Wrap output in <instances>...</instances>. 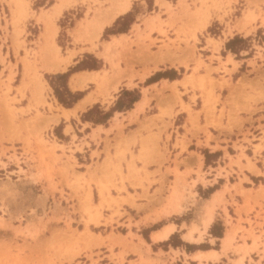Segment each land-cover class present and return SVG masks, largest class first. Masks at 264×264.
<instances>
[{"label":"rangeland","instance_id":"rangeland-1","mask_svg":"<svg viewBox=\"0 0 264 264\" xmlns=\"http://www.w3.org/2000/svg\"><path fill=\"white\" fill-rule=\"evenodd\" d=\"M113 1L0 0V264H75L72 258L82 250L84 256L79 259H88L91 264H95L101 256L102 245L108 246L109 257L115 263L123 264L126 250L121 241L125 236L113 231L124 232V228L113 225L125 213L122 203L135 205L133 195L127 192L123 182L134 177L137 180L131 181V185L145 189L143 180L148 173L146 167L149 162L158 165L157 171L163 165L162 160L166 162L163 167L165 175L161 174L160 182L165 185L164 193H167L172 182L168 180V176L178 181L184 194L183 198L179 197L183 205L182 211L193 202L195 194L191 190L196 179L207 185L204 190L199 186L195 187L201 196L207 194L209 187L218 186L221 182L220 178L217 182L206 180V173L201 172L200 168L195 172L196 179L187 177L193 171L189 161L185 158L179 159L180 154H175L170 159V152L165 144L166 158L163 152H158L157 143L153 144L150 152H144L141 133L138 130L129 134L123 133L124 125L116 116L117 135L121 139L130 134L138 135L141 141L138 154L135 155L133 150L126 148L118 157L117 148L114 154L116 161L113 163L112 156L106 149V156L101 164L96 162L94 168L87 166L84 173L74 171V151L82 150V145L86 142L83 140L80 145L73 142L66 146L61 144L60 140L65 138L61 132L63 122L54 125L50 121V117L62 116L64 108L57 104L51 86L53 84L60 87L64 80L60 79L63 74L53 73L55 71L67 72L78 65L85 67V71H98L109 82L114 78L120 79L115 90L106 91L104 88L99 92L94 82H85L79 88L81 90H77H90L88 93L96 95L95 101L99 102L88 106L93 105L92 118L101 120L99 106H107L109 114L114 106L127 105L130 102L132 92L125 91V88L137 86L133 82L135 76L142 80V75L148 74L149 70L151 74L163 67L176 68V75L182 77L177 84L181 89L176 87V83L163 82L159 88L153 86L160 93L158 109L162 111L169 104L168 111L161 114L169 118L175 117L177 112L173 108L178 106L186 111L187 121L191 126L204 129L199 132L205 134L206 145H209L208 140L225 144L226 163L220 161L222 165L218 166L217 175L226 176L234 168L241 174L243 170L259 172L255 157L259 158L264 150V124H260L264 122V116L260 115L264 114V108H261L264 105V0H144L143 13L132 23L129 34H122L114 39L111 36L110 40H106L109 36L102 33L107 27L105 26L100 35L94 37L90 26L100 19V15L109 9ZM245 14L251 15L247 21L243 19ZM204 18L206 26L201 27L200 22ZM131 19V15L126 16L119 21L117 28L125 30ZM242 22L245 23L243 27ZM48 25H51V32L48 31L50 29L47 30ZM235 31L241 34H234ZM229 40L230 47H226ZM223 43L227 50L236 53L233 56L235 59L248 58L247 62L243 61L239 71L234 73L233 79L230 75L236 62L228 56L226 61L232 63V68L226 66L219 53ZM53 48L56 49L55 52ZM239 50L246 52L242 55L238 53ZM221 52L224 55L225 51ZM163 55L176 57L180 63L177 66L159 64L156 69H152V59ZM76 56H82V60L72 66ZM54 63L58 64V70L53 69ZM128 80L131 81L129 84ZM167 89L170 94L164 95ZM141 90L148 93L144 88ZM121 92L123 93L117 100L115 96ZM147 104L148 100L145 105ZM224 104L227 108L225 124L222 123ZM255 106L261 107L252 115L259 112V117L254 119L251 115L249 120L243 122L239 117L246 115L243 108L251 113L257 109ZM197 108L199 110H193ZM76 113L71 115L76 117ZM200 113L204 117L203 126L199 125ZM134 120L140 123L136 113ZM181 120V115L175 117V122L179 123ZM207 126L218 131L225 130L224 134L213 129L216 135H212ZM259 130L261 132L258 133ZM63 131L68 133L72 131V127L68 125ZM198 133L197 143L202 145ZM257 133L259 136L255 137ZM219 136H222V141ZM177 137L178 133L175 141H179ZM72 138H75L73 132ZM155 138L159 140V134ZM228 143L231 146H227ZM243 144H248L250 148L245 149ZM176 145L177 142L173 147ZM199 145L198 148L205 157V167L211 171L209 165L213 160H218L222 152H209L208 148H201ZM125 152H128L129 160H126ZM204 152H207L206 156ZM155 155L159 158L153 159ZM192 155L198 156L195 152ZM133 159L139 161L141 166L136 167ZM121 162L126 164L127 174L123 173ZM215 164L218 165L217 162ZM180 166L184 169L189 167V172H180ZM108 167L111 170L107 175L94 179L96 169L104 170ZM31 169L35 173L29 172ZM86 173L89 174L88 178L85 177ZM20 176L22 180L19 179ZM210 176L207 174V177ZM243 179L246 177L243 176ZM252 179L259 182L258 179L264 180V177L253 176ZM30 181H45L51 192L58 193L60 201L54 198L55 201L51 202L53 198H50L47 207L28 208L33 198H37L38 193L42 192V189L38 190L41 184L36 186L35 182ZM117 183L121 186L118 187ZM92 184L97 188L95 197ZM121 190L132 199L126 200L127 198L122 197ZM54 204L60 211V214L54 213L57 214L55 216V210L50 209ZM181 209L177 203L176 210ZM133 212L131 214L135 216ZM132 215L127 214L128 222ZM91 217L94 219L91 220ZM177 240L175 237L174 241ZM115 243L121 245V251L117 254L119 261L113 253ZM252 247H256L255 242ZM141 262L144 264L142 260ZM135 263L138 262H128Z\"/></svg>","mask_w":264,"mask_h":264},{"label":"crops","instance_id":"crops-1","mask_svg":"<svg viewBox=\"0 0 264 264\" xmlns=\"http://www.w3.org/2000/svg\"><path fill=\"white\" fill-rule=\"evenodd\" d=\"M142 1L144 0H130L129 9L117 17L118 21L116 22L117 18H115L111 23L106 25L107 27H103L104 30L102 33H104L107 28H110L111 31H115L107 33L109 38L106 40H110L111 36L116 37L122 34L126 35L130 33L132 30V23H134L136 19L138 20V15H142L143 13L144 5ZM126 14L132 16V21L129 20V24L124 31L123 29H118L117 26L120 24L119 21L123 20V16ZM237 33L241 34V32L238 31L234 32V34ZM132 35L133 34L130 36L133 37ZM226 40H228V38ZM222 50L225 51L224 55H222ZM245 52V50H239L238 53L243 55ZM219 53L228 68H232V63L226 61L228 56L236 62V66L230 75L231 79H233L234 73L239 71V67L243 61L245 60V62H247L248 59L242 57L240 59H235L233 56L236 55V53L231 50H227L226 47H224V43L221 45ZM80 60H82V56H76L71 65L73 66L74 64L79 63ZM67 69L68 67L66 70ZM84 71L85 69H73L69 72L66 79V86L70 91L75 92L77 90H81L79 89L80 87L72 89L70 87V79ZM64 72L65 71L59 70L53 73L63 74ZM157 72L160 74L157 77H154ZM164 72L165 75L163 74ZM176 73V68L163 67L149 75L145 74V77H143L142 80L138 76H135L133 78V82L137 86L131 89L125 88V91L128 90V92H132L130 102L127 105L119 104L117 107L114 106L115 102H113L112 105L114 107L111 109L109 114L107 113V106H99L101 120H95L92 118L91 114L93 113V105L87 106L84 111H77L76 117L70 115L68 119H65V117L60 116L58 122L54 125H57L59 122H63L61 132H63L65 138L60 140L62 141L61 144L66 146L73 142V144L80 145L82 141L85 140L86 144L82 145V150H75L73 156L76 159V165L73 170L81 173L86 172V167L89 165L94 168V164L96 162L101 164L102 160L106 156V149H108L110 155L112 156L111 161L113 163L116 161L114 154L116 153L117 148L118 157H120V153L125 151L126 148L133 150V154L137 155V151L139 150L141 143L138 135L130 134L121 139L117 135L116 124L118 122L115 120L116 116L117 120L121 121L124 125L123 133L129 134L131 131L136 130H138V133H141V136L143 137L142 144L144 152H150L153 144L157 143L158 152H163V156L166 158L167 153L165 154L164 147L167 145V149L170 152V159L173 158V155L180 154L179 159L185 158L189 161V166L191 165L193 171L190 172L187 177L189 176L191 179H196L197 176L195 172L198 168H200L201 172L206 173V180H214L213 182H217L218 178L221 179L218 186L212 192L207 194V196H201L198 189H195V187L198 186L202 190L207 188V185L202 183L200 179H196L195 185L191 190V193L195 194L193 196V202H190V205H188L184 211H182V201H179V197L183 198L184 194L178 186V181L173 180L174 178L168 176V180L172 182L170 183L169 188H167L168 192L164 193L165 185H161L160 182V179H162L161 174L165 175L163 167L166 166V162L164 160H162L163 165L159 166V171H157L158 165L155 162H149L147 164L146 170L148 173L146 174V178L143 180V186L145 189L140 186L133 187L131 185L130 182L134 180L136 181V178L129 177L128 179H125L123 186L130 195H133L132 198L134 199L133 203L135 205H130L127 202L122 203L121 207L124 209L125 213L123 212L124 214L122 213L123 215H120V217L116 219L117 221H114L115 223L113 225V227L119 226L124 228V232H119L118 230L113 231L115 234L121 233V236H125V239L121 241L123 246H125L124 250H126V253L123 255V264H128L129 261L138 262L135 264H143L141 260L144 264H236L239 260H241L242 264H264V180L258 179L259 182H254L252 179L253 176L257 178L261 176L264 177V150L261 151L259 158L255 157L256 165L259 168L258 173L243 170V174H241L238 169L234 168L233 172H230L226 176L223 174L217 175V168L222 165L220 161L222 160L226 163L225 144L220 142L214 143V141L208 140L209 145H206L204 143L206 139L205 134L199 132L200 130L204 131V129H198L197 127L191 126V123L187 121L188 117L186 111L179 109L178 106H175L173 111L177 112L175 117L178 115L183 117V120L179 123L175 122V117L171 116L169 118L161 114L162 112L168 111L167 107L169 104L165 106L162 111L158 109L157 103L158 98H160V93L158 94L153 86L159 88L163 82H166V84H173L176 82V87L181 89L180 85L177 86V84H179L177 81L180 82L182 77L176 75ZM173 75H175V78H172ZM141 88L146 89L148 93L144 92V94ZM88 91L90 90L84 91L83 95L71 106H63L58 102L55 96L53 97L56 99L57 104H60V106L64 107L65 110H70L88 93ZM123 92L116 95L115 98L118 100L119 96ZM163 94L168 95L170 94V91L167 89ZM184 94L185 93H183V95ZM144 96L147 97L148 104L144 105L142 110H137L138 106L144 99ZM50 99L52 101L51 97ZM94 102L97 103L99 101ZM227 102L228 101L226 100L225 104H227ZM225 104L223 105V124H225L226 120L225 109L227 108L225 107ZM249 104L253 105L251 102ZM255 107L257 109L251 113L243 108V111L246 112L247 115L239 116L243 119V122L249 120L250 116L259 110L261 106ZM219 108L217 107V109ZM261 108H264V105ZM193 110H199V108ZM135 113L137 114L140 123L134 120ZM258 113L259 112H257L256 115L254 114V116L252 115V118H258ZM58 114H61L60 110L58 111ZM260 115L264 116L263 113ZM199 118L201 120L199 121V125L203 126L205 122L203 121L204 117L202 113L199 114ZM260 124H264V122H260ZM68 125L72 127V131L64 133L63 130ZM207 129L212 133V135H216L214 130L218 131V129L211 126H207ZM223 131L225 130L218 132H222L221 134H224ZM72 132L75 134L74 139L72 138ZM257 132L259 133L261 130ZM150 133L154 135H150ZM176 133L179 134V137H177L179 141H175ZM197 133L199 141L201 142L200 144L202 145L197 143ZM258 133L255 134V137L259 136ZM157 134H159V140H156L155 138L157 137ZM166 138H169V140ZM238 139L241 138L238 137ZM219 140H223L222 136H219ZM175 142H177V145L173 147ZM198 145L201 148H208L209 152H222V155L219 156L218 160H213L212 164L209 165L211 167V171H208L205 167V157L202 154L201 149L198 148ZM227 146H231V144L228 143ZM244 146L245 149L250 148L248 144H245ZM94 152H96V154ZM192 152H195L198 156L192 155ZM236 152H238V150H236ZM127 153L128 152H125V158L126 160H129L130 157ZM56 154H59V152ZM152 158L158 159L159 156L155 155ZM133 162L136 167L141 166L139 161H135V159H133ZM216 162L218 165L215 164ZM121 165L123 167V173L127 174L126 164L121 162ZM169 165L170 168L173 167L170 162ZM110 170L111 168L109 167L104 170L101 168L96 169L94 179L97 180L99 176L107 175ZM184 170L188 173L189 167L184 169L183 166H180L179 171L184 172ZM70 171L71 169H69V173ZM29 172H32V174L35 173L33 172V169ZM207 174L211 176L207 177ZM243 176H245L246 179H243ZM85 177L88 178L89 174L86 173ZM21 178L22 177L20 176L19 179L22 180ZM231 178L233 180H231ZM186 180L188 181V178H186ZM30 182H35L34 184H37L36 186L41 184V187H39L38 190L42 189V192L38 193L37 198H33L31 204L28 205V208L39 209L45 206L47 207L48 202H50V198H53L51 202L55 201L54 198L59 200L58 193L51 192L45 181H40V183H38V181ZM30 184H32V187L36 188L33 183ZM117 186L120 187L121 184L117 183ZM91 187L93 196H97V188L93 184ZM260 187L262 189H260ZM64 191L68 192L66 189H64ZM162 193H164V195ZM104 194L106 195V192H104ZM111 194L115 196L112 192ZM120 194L122 197L127 198L126 200L132 199L131 197H128L124 190H121ZM97 201H99V198H97ZM177 203H179L182 208L180 211L176 210ZM52 208L55 210H52L53 215L54 213L60 214V211L57 210V205L54 204L50 209ZM113 209H115V206ZM121 211L122 210H120V212ZM131 211H134L133 213L135 216L131 214ZM128 213L132 215V219L129 222L127 217ZM105 214L108 215L109 213ZM74 217L77 219V215ZM128 223L130 224L129 226ZM214 223L216 226L212 228ZM168 226H173V229L168 232L166 236L156 239L153 238L155 235L162 233L161 230ZM143 230L145 231L144 234L142 232ZM190 230H192V239L187 237ZM217 232H221V235ZM174 234L176 235V239L179 240L177 245L167 242L171 235ZM45 235L47 236L48 234L45 233ZM227 236L228 238L232 237L229 243L226 242L228 240ZM195 239H198L199 241H194ZM254 242L256 247H252ZM18 243L21 242L18 241ZM117 245L118 244L115 243L113 248V253L116 257H118L117 254L121 251V245ZM100 252L101 256H99V260L95 264H121L117 261V263H115V261L109 257L110 252L108 246L102 245L100 247ZM212 252H215L216 258L205 257V255L211 254ZM82 256H84L83 250L72 258V262L75 264H91L88 259H79V257ZM119 259L120 258L118 257V261Z\"/></svg>","mask_w":264,"mask_h":264},{"label":"bare ground","instance_id":"bare-ground-1","mask_svg":"<svg viewBox=\"0 0 264 264\" xmlns=\"http://www.w3.org/2000/svg\"><path fill=\"white\" fill-rule=\"evenodd\" d=\"M129 6H130V0H114L113 3L111 4V6L109 7V9L105 10L100 15V19L90 26L89 29H90L91 34L94 37H98L100 35L101 31L103 30V27H105L106 25L111 23L119 15L125 13L129 9ZM250 16H251L250 14H245V16L243 17L244 21H247ZM205 19L206 18H204L200 22V26L201 27H205L206 26ZM244 25H245V23L242 22L241 26L243 27ZM48 26H47V30L50 29L48 31L51 32V27H50L51 25L49 27ZM52 33H53V31H52ZM112 37H113V39L115 38V36H112ZM214 48L216 49L217 47L214 46ZM53 50H54V52L56 51L55 48H53ZM179 63H180V61L176 57H169L168 55H163V56L156 57L154 60L152 59L151 65L153 67L151 66V68L152 69H156L159 66V64H169L171 66H177V64H179ZM57 66H58V64L54 63V68L53 69H57L56 68ZM146 70H148V69H146ZM150 71L151 70L148 71V74L150 73ZM142 76L144 77V75H142ZM119 80H118V78H114V80H112V81L110 80L111 82H109L108 78L105 75L98 73V71H96V70L95 71L94 70H90V71H84V72H82L80 74H77L76 76L72 77V79H70V87L72 89H75L76 87L83 86V84L85 82H94L96 84L97 88H98V91L101 92L104 88L106 89V91H108L109 89H114L115 90L117 88V86H118ZM130 82H131L130 80L127 81L128 84ZM177 82L180 83L179 81H177ZM95 98H96V95L94 93H90L89 92L82 99H80L79 102L76 103V105L72 109L65 110L64 108H62V114L61 115L63 117H65L66 119H68V117L71 114L74 115L78 110H84L86 106L91 105L95 101ZM146 102H147V97L144 96V99L142 100L141 104L138 106L137 110H142V108L146 104ZM58 117L59 116L55 115L52 118L50 117L51 120L50 119L49 120L51 122H53V123H56L57 120H58ZM252 168H254V167H252ZM90 219L93 220L94 218L91 217ZM172 229H173V226H168L165 229L161 230L162 233L155 235L153 238L156 239V238L164 237ZM191 233H192V230H190L188 235H187V237H189L190 239H192ZM227 238H228V236H227ZM231 238L229 237L228 240L226 239L227 240L226 242L229 243ZM194 241H199V240L195 239ZM205 257H215L216 258V254H215V252H212L211 254L205 255ZM239 261L241 262V260H239ZM240 262L237 263V264H241Z\"/></svg>","mask_w":264,"mask_h":264},{"label":"trees","instance_id":"trees-1","mask_svg":"<svg viewBox=\"0 0 264 264\" xmlns=\"http://www.w3.org/2000/svg\"><path fill=\"white\" fill-rule=\"evenodd\" d=\"M129 14H126L123 16V19L128 16ZM118 21V18L116 19V22ZM132 21V19H131ZM119 31V30H118ZM125 31V30H124ZM115 32L114 30L111 31L110 28L105 29L104 33H112ZM231 40L226 42V47H230L229 43ZM73 69H85V67H78V65H75L74 67H71L67 72L63 73V75L60 77V79L63 80V83L60 87L51 84L53 91H54V95L56 96L57 100L59 103H61L63 106H71L78 98H80L83 95V91H77V92H71L68 87L66 86V79H67V75L69 74V72ZM160 73H156V75L154 77H157ZM165 75V72L163 73ZM172 78H175V75H173ZM61 125V123L59 124ZM62 138V136H61ZM205 156L207 154V152H204ZM217 186L214 185L213 187H209L207 190V194H209L210 192H212ZM207 194L205 196H207ZM216 224L214 223L212 228L215 227ZM211 228V231H212ZM143 234L145 233V231H142ZM218 234L221 235V232H217ZM218 235V236H220ZM176 237V235H171V237L169 238V240L167 242H170L173 245H177L179 243V240H177L176 242L174 241V238Z\"/></svg>","mask_w":264,"mask_h":264}]
</instances>
